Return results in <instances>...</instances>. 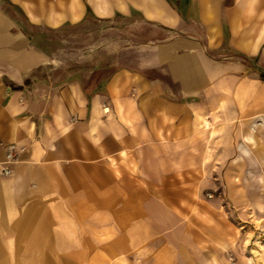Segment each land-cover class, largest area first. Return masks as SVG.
Returning a JSON list of instances; mask_svg holds the SVG:
<instances>
[{"label":"crops","instance_id":"obj_1","mask_svg":"<svg viewBox=\"0 0 264 264\" xmlns=\"http://www.w3.org/2000/svg\"><path fill=\"white\" fill-rule=\"evenodd\" d=\"M0 144V264H230L264 215V0H0Z\"/></svg>","mask_w":264,"mask_h":264},{"label":"rangeland","instance_id":"obj_2","mask_svg":"<svg viewBox=\"0 0 264 264\" xmlns=\"http://www.w3.org/2000/svg\"><path fill=\"white\" fill-rule=\"evenodd\" d=\"M112 28H114V25L108 24L101 30L108 33ZM67 31L74 32L73 35L77 34V29H69L66 30V32ZM91 31L97 32L98 30L97 28H92ZM97 34L98 32L95 33V35ZM107 38L109 39V36ZM65 40L67 41V39ZM78 41L79 43H76L75 45L82 46L84 43L83 39H79ZM93 41H95V39ZM67 57L68 55L66 53H63L61 59L66 61ZM209 194L210 193L205 194V197H209ZM218 196H220L219 193ZM219 198L222 200L223 206L227 205V202L223 197ZM258 200L260 204L264 205V197ZM254 218L255 216L253 215L251 220L245 222V225H243L242 227L235 223L237 241L234 247L236 248V251L234 254V259L230 261V264H264V215H261V220H257Z\"/></svg>","mask_w":264,"mask_h":264},{"label":"built area","instance_id":"obj_3","mask_svg":"<svg viewBox=\"0 0 264 264\" xmlns=\"http://www.w3.org/2000/svg\"><path fill=\"white\" fill-rule=\"evenodd\" d=\"M0 149H4L5 153V163L4 166L0 169V175L7 177L11 174L9 165L13 164L17 159L18 149L14 145L3 146L1 144Z\"/></svg>","mask_w":264,"mask_h":264}]
</instances>
